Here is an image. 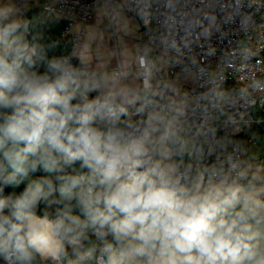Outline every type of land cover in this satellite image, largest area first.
<instances>
[{
	"label": "clouds",
	"instance_id": "clouds-1",
	"mask_svg": "<svg viewBox=\"0 0 264 264\" xmlns=\"http://www.w3.org/2000/svg\"><path fill=\"white\" fill-rule=\"evenodd\" d=\"M179 5L124 0L105 14L127 33L125 9L146 29L159 13L171 66L179 61L170 54H190L218 30L214 10ZM247 6L259 11L264 0ZM25 7L0 0V261L264 264V164L241 159L238 126L218 136L210 124L219 113L234 125L225 109L254 105L247 90L210 77L204 91H182L151 41L114 66L94 56V32L57 52L60 41L46 40ZM243 7L236 0L224 22ZM250 21L241 15V28ZM188 59L192 75L199 65Z\"/></svg>",
	"mask_w": 264,
	"mask_h": 264
},
{
	"label": "built area",
	"instance_id": "built-area-1",
	"mask_svg": "<svg viewBox=\"0 0 264 264\" xmlns=\"http://www.w3.org/2000/svg\"><path fill=\"white\" fill-rule=\"evenodd\" d=\"M35 1L36 6L47 16L56 17L65 22L63 36L70 38L73 43L82 39L87 33V27L96 17V9L102 3H117V0H17L21 5H27ZM236 0H180L179 10L191 15L202 14L214 10L217 14L218 30L214 29L210 40L200 39L199 44L192 45V52L182 57L170 54L171 58L179 62L169 65L170 56H166L168 63V74L172 77L193 78V82L185 89L190 94L204 91L209 86V78H216L217 82H223V86L234 88L236 91L246 89L248 100L255 101L250 106L244 100H239L234 108L225 109L228 115L235 119L234 125H225L226 116L213 113L219 118L210 121L212 126L218 129L217 135H232L235 127H239L243 135L233 139H242L248 130L253 127L264 126V8L256 11L255 8L247 6L248 0H244V7L240 10L241 15L251 14V21L246 30L240 26L241 15L235 16L234 22H224L227 12H231ZM221 5H229L226 11H221ZM211 6V7H210ZM164 11L163 8L160 9ZM149 29L141 24V38L147 44L158 49L161 34L164 32L162 17L156 14ZM205 23H207L205 21ZM215 50V54L207 56V50ZM196 59L199 67H192V75L183 71L185 65H190L188 56ZM75 62V61H74ZM203 70L201 73L200 70ZM197 123L199 122L197 118ZM193 121H188V124ZM188 125L186 124L185 127ZM241 159L247 158V149L240 143ZM231 150V148H230ZM261 164H264V157Z\"/></svg>",
	"mask_w": 264,
	"mask_h": 264
},
{
	"label": "crops",
	"instance_id": "crops-1",
	"mask_svg": "<svg viewBox=\"0 0 264 264\" xmlns=\"http://www.w3.org/2000/svg\"><path fill=\"white\" fill-rule=\"evenodd\" d=\"M123 2L124 0H117V3ZM36 4L35 1H30L24 8L25 13L33 9H39ZM106 4L107 3H102L97 7L96 17L91 23H89L87 31L88 33L94 32L96 35V39L92 44L94 56H98L104 64L114 66L116 58L127 57L131 60V58L137 54V49H142L148 44L141 38L140 20L135 17L133 12L125 9V15L128 22V31L125 33L124 31L119 30L115 22L110 20L109 15L105 14ZM152 56L154 58L159 57L158 63L162 69V74L175 80L177 86L182 91H185V89H187V87L193 82L192 77L181 78L170 76L167 71V58L162 55L158 49L152 47Z\"/></svg>",
	"mask_w": 264,
	"mask_h": 264
},
{
	"label": "trees",
	"instance_id": "trees-1",
	"mask_svg": "<svg viewBox=\"0 0 264 264\" xmlns=\"http://www.w3.org/2000/svg\"><path fill=\"white\" fill-rule=\"evenodd\" d=\"M25 15L29 19H38L41 21L39 31L44 34L46 40L51 39L60 41L57 52L62 50L71 51V39L63 36V31L65 28V22L63 20H60L56 17L47 16L40 9H33L27 11ZM262 130H264V126L250 128L247 134H245L242 139L239 138L237 140L245 144L246 148H248L250 140L255 141L257 143H262L264 142V131ZM39 174L40 173H38L37 175ZM0 264H3V262L0 261Z\"/></svg>",
	"mask_w": 264,
	"mask_h": 264
},
{
	"label": "rangeland",
	"instance_id": "rangeland-1",
	"mask_svg": "<svg viewBox=\"0 0 264 264\" xmlns=\"http://www.w3.org/2000/svg\"><path fill=\"white\" fill-rule=\"evenodd\" d=\"M240 143H242V142H240ZM246 149H247V158L246 159H251V158L255 157L256 159H253L252 163L253 164H261L262 158L264 157V142L257 143L255 141L250 140L249 146Z\"/></svg>",
	"mask_w": 264,
	"mask_h": 264
}]
</instances>
